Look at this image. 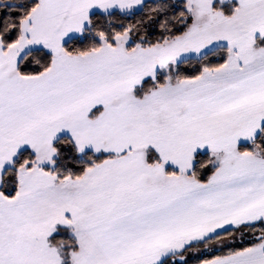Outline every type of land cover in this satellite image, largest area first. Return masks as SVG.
Returning a JSON list of instances; mask_svg holds the SVG:
<instances>
[{"label":"snow or ice","instance_id":"obj_1","mask_svg":"<svg viewBox=\"0 0 264 264\" xmlns=\"http://www.w3.org/2000/svg\"><path fill=\"white\" fill-rule=\"evenodd\" d=\"M0 264H264V0H0Z\"/></svg>","mask_w":264,"mask_h":264}]
</instances>
